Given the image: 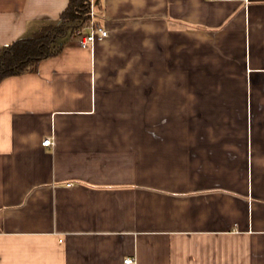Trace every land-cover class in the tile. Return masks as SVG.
I'll return each mask as SVG.
<instances>
[{"label": "crops", "instance_id": "1", "mask_svg": "<svg viewBox=\"0 0 264 264\" xmlns=\"http://www.w3.org/2000/svg\"><path fill=\"white\" fill-rule=\"evenodd\" d=\"M68 1L0 0V46ZM94 8L0 81V264H264V0Z\"/></svg>", "mask_w": 264, "mask_h": 264}, {"label": "trees", "instance_id": "2", "mask_svg": "<svg viewBox=\"0 0 264 264\" xmlns=\"http://www.w3.org/2000/svg\"><path fill=\"white\" fill-rule=\"evenodd\" d=\"M89 10L90 0H69L57 20L0 46V81L11 75L36 71L40 61L51 55L54 39L75 32L88 20Z\"/></svg>", "mask_w": 264, "mask_h": 264}, {"label": "built area", "instance_id": "3", "mask_svg": "<svg viewBox=\"0 0 264 264\" xmlns=\"http://www.w3.org/2000/svg\"><path fill=\"white\" fill-rule=\"evenodd\" d=\"M95 0H90V10L88 20L77 27L74 36L78 37L79 43L83 47L92 48L96 39H102L108 36V30L102 27V25L95 18ZM53 142L51 136H47L42 141L44 146H50ZM126 263H133V258H126Z\"/></svg>", "mask_w": 264, "mask_h": 264}]
</instances>
